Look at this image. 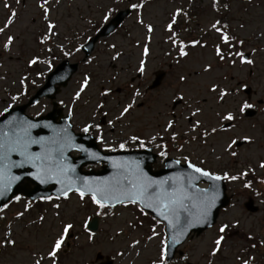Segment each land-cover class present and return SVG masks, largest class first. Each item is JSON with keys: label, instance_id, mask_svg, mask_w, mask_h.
<instances>
[{"label": "rangeland", "instance_id": "obj_1", "mask_svg": "<svg viewBox=\"0 0 264 264\" xmlns=\"http://www.w3.org/2000/svg\"><path fill=\"white\" fill-rule=\"evenodd\" d=\"M25 1V5L20 0L17 7H14L13 11L17 12L16 22L9 28L10 35L19 38L14 41V47L10 51L2 50L0 52V113L17 101H13L10 94L20 91L19 81L22 77H27L28 89L32 91L37 85H29V81L33 80L37 84L44 81L38 75V73H46L44 68L36 65L29 67L27 61L33 55H46V48L56 47L57 50L61 31L69 33V36L72 37L71 31L80 30L86 25L84 17L100 19L108 7L117 10L116 7L129 3L126 2L127 0L125 3L120 0H60V3L56 4L55 0H49V4L52 5L50 19L58 25V35L52 38L53 42L50 41L42 46L38 45L36 41L42 33L41 28L46 27L41 19V9L37 6L38 1L41 2V0ZM212 2L213 0H147L144 2L140 15L145 24L153 25L154 31L147 34L145 27L136 22L137 13L133 14L126 22L127 32L126 29H122L103 40L108 41L109 44H115L116 49L106 52L105 43L102 46L97 45L96 60L91 64L86 63L81 66L72 81L61 89L58 101L65 102L68 108L74 112L72 115L76 126L81 127L86 122L92 123L90 121H92L95 105L97 102H102L105 106L100 111L107 112L106 119L114 121V126H102L105 139L102 144L105 148L116 146L118 144L113 143H117L118 139L132 135H137L140 138L142 136L152 137L163 130V125L171 116L161 115L158 111L160 109L170 110L175 93L183 95L188 100L187 105H191L192 108L199 106L203 110L195 118L200 120L206 129L213 127L219 129L226 121L220 120L217 114L226 111L235 113L239 102L247 100V97L241 89L236 95H230L225 98L224 102H219L216 100V93L209 92L208 88L215 83L221 88L231 89L235 88L237 80H242L256 91L250 102L257 108V114L250 118L244 117V115L238 117L234 126L211 134L206 142L194 140L188 144L186 150L191 148L198 150V153L200 150H204L202 154H199L202 157H198L197 161H204L202 165L209 170L220 173L223 171L238 173L252 168L259 173H264V169L256 166L259 160L264 159V38H260V34L264 33V0L249 4L233 1L230 13L223 14L224 18L231 22L233 28L238 29L239 33L251 39L250 45H245V48L255 47L258 49L252 56L253 66L240 65L239 63L233 66L227 60L218 61L214 53V47L218 41L213 40L217 35L211 31V23L217 19L220 20V18L211 8ZM177 8L195 11L198 14L197 22L199 23L190 24L195 34L211 31L209 34L213 35V38L210 41H200L201 44L206 45L205 47H192L189 51L186 50L188 56H179L178 62L173 60V66L169 65L171 63L169 59L176 54L170 53L171 56L164 59L163 51L168 52L173 49L178 51V48L174 47L169 39L171 34L166 30V25ZM4 13H7V10L4 8L3 2L0 1V14ZM6 16L8 18L9 15L6 14L4 18ZM182 19L177 17L174 24L182 26V30L179 28L177 31L175 27L173 30L178 34L179 39L185 40L191 36H189L186 26L180 24L184 22ZM241 23L245 24L243 30L239 28ZM146 35L151 36L150 41L146 39ZM188 41L190 40H186L185 43ZM144 44L149 47L150 54L145 58L146 70L141 77L142 81L151 78L153 71L165 62L170 67V73L166 75L158 89L147 90L146 93L141 89L144 95L136 100V106L131 114L127 118L117 121L114 118L119 114L121 104L131 99L133 88L129 86V83L132 78L137 80L135 69H137ZM117 49L122 55L118 60L113 61L110 58ZM209 63L213 65V69L210 72H204L203 66ZM166 66H163V69H168ZM85 73L93 77L91 87L82 94L80 100L74 101L73 96ZM181 75L185 76L184 81H180ZM113 76L116 79L113 80ZM130 85L136 87V83H130ZM105 86L112 88L113 97L99 96V92ZM127 86L129 87L127 88ZM7 90L11 92L7 94ZM257 99H263V103L257 104ZM51 107V101L43 98L33 105L29 112L33 114L45 113ZM98 111L95 121L102 117ZM188 111L187 107H181L178 111L179 117L181 114L184 116L180 122L184 128L191 124L186 119ZM165 114L167 115V112ZM244 136L251 137L253 142L240 147L234 146L237 152L235 158L228 155L225 151L226 143L230 139L243 140ZM260 186L264 192V183H261ZM250 194L251 192L246 190L235 196L231 205L221 213L217 225L221 222L238 219L239 226L230 229L229 232L239 231V235L230 237L228 236L229 232L227 233V244L223 252L217 257L211 258V264H235V256L240 254L241 246L249 243L245 239L246 234L252 236L264 234V194L257 198L262 201V203H257L260 206V211L257 213H251L245 208L244 202ZM70 196L69 200L57 201L53 199L51 202L44 201L38 205H31L29 211L19 220L16 219V213L24 210L26 200L16 201L4 209L3 219H0V239L6 236L9 231L7 226L11 225L12 238L16 239L17 244L15 247L0 248V264H32L34 252L39 254L48 251L62 221H71L75 227L67 239V248L59 256V264H152L153 260L157 258L160 240L166 237L163 222L156 223L146 219L140 225L137 207L131 204L120 205L113 207L108 216L101 214L97 231H89L94 233L93 239L89 241L88 233L84 231L82 222L86 217L90 221L96 212L95 206L91 205L90 201L82 204L74 194ZM53 203L61 205L59 218L54 214ZM41 216L44 217L43 221L39 219ZM130 225H135V227L132 228ZM216 226L185 242L182 250L187 261L192 264H208L207 253L212 247ZM153 228L160 235L149 240L148 237L152 235L150 229ZM132 240H139L140 244L135 248L129 247ZM118 253H123V255H118ZM174 264L184 263L176 261Z\"/></svg>", "mask_w": 264, "mask_h": 264}, {"label": "snow or ice", "instance_id": "obj_2", "mask_svg": "<svg viewBox=\"0 0 264 264\" xmlns=\"http://www.w3.org/2000/svg\"><path fill=\"white\" fill-rule=\"evenodd\" d=\"M19 4L20 0H16ZM56 4L60 3V0H55ZM42 12V18L45 21L46 31L40 36L39 43L44 45L49 43L53 37L58 35V25L50 19V9L52 5L49 4V0H41L37 5ZM5 8L9 9L10 15L8 16L3 27H0V34L5 33V31L15 22L17 17V12L11 9V6L7 3L4 5ZM128 7L137 13L136 22L145 27L146 33L151 34L154 31L152 24H145L142 16L140 15V10L144 7L143 0L140 2H133L129 0ZM212 7L214 10L219 11V6L217 0H213ZM223 8L229 10V4L223 3ZM114 9L108 8L103 15V20L107 22L112 15ZM183 10L177 8L171 15L170 21L166 25V30L171 34L169 39L174 47L178 48V55L180 57L188 56V52L185 50L188 45H186L182 40H179L177 33L173 30L174 24L176 23L177 16L181 15ZM91 23V21H89ZM239 28L243 30L245 24L241 23ZM211 30L218 35V43L214 47V53L220 62L227 60L230 64L235 66L237 63L240 65L253 66L254 60L252 56L258 51L257 48L253 47L251 49H246L245 45L250 43L249 40L236 36L229 31L228 24H222L219 19L211 23ZM260 38H264V33L260 34ZM18 39L13 35H7L2 47L5 52L11 50L14 41ZM147 40H151L150 35H146ZM191 47H205L206 45L201 44L197 39H192L189 42ZM61 51H63V46L61 45ZM83 45L75 47L74 51H79ZM109 48L115 50L116 45L110 44ZM46 51L51 52V48H47ZM150 54L149 47L147 44L142 46L141 58L138 63L137 72L143 74L146 70V57ZM64 56H71L72 52L63 51ZM121 53L116 50L113 55H111V60L116 61L121 57ZM38 63H44L49 68H51V63L48 60H40L39 56H33L27 61V65L32 67ZM85 63H90L86 60ZM213 69L212 64H205L203 66L204 72H210ZM41 73H38L40 75ZM112 79H116L115 76ZM180 81H184L185 76L181 75L179 77ZM27 77H22L19 81L21 85H25ZM93 77L85 73L79 82L78 89L75 91L73 100H80L82 94H84L87 89L91 87ZM247 84L238 85L235 88L224 89L219 85L213 83L209 86L208 91L216 93V100L219 102H224L225 98L228 96L236 95L242 88H246ZM112 93L111 87H105L99 92L100 97H108ZM23 94V93H21ZM144 93L141 92L140 87L133 86L131 99L126 103H122L120 106L119 114L114 118L117 121L127 118L136 106V100L142 97ZM13 101L17 100V96H12ZM173 99L176 103L185 104L189 109L188 116L192 127L191 131L196 132L198 128L201 127V121L194 119L202 113V109L197 106L192 108L191 105H187L185 97L183 95L173 94ZM63 103V101H60ZM104 103L97 102L94 108L92 123H85L82 131L84 133H89L93 128L99 133L101 129L100 123L95 121V115L97 110H102L104 108ZM255 108L253 103L248 100H241L235 111H226L224 113H218L219 119L222 121H236L238 117L243 116L247 110ZM5 112L8 111L6 108ZM71 114V113H70ZM99 115L107 117L108 113L104 111H99ZM9 126L7 130H0V197H3L6 192L11 191L12 185L17 181L21 180V176L13 174V169L24 168L25 166H30L34 171L27 172L26 175L31 176L34 180L38 181L40 184H47L54 181L55 183L61 185L59 189V194L54 198L52 196H40L37 199L42 201L51 202L53 199L59 201L61 198L64 200H69L71 198L70 194H74L78 197L79 201L83 204L86 201H90L91 205L95 206L96 215L103 214L108 216L110 210L115 207V205L127 206L129 204L134 205L139 208L142 214H146V209H151L156 213L157 217H160L169 229L174 231L172 237L173 244H180L182 237L191 227H195L198 224L207 223L208 218L211 214V210L216 206V201L218 199L219 193L217 191V186L215 182L221 180H244L245 177L253 172L254 169L247 168L244 171H240L235 175H230L229 172L224 171L223 174H217L216 172L206 170L204 167L197 166V164L189 161L188 157H185V163L187 167L192 170V173L196 175H188L185 177L183 174H177L175 176H169L161 180L154 179L147 175L140 167L139 162H129L127 160H110L111 166L115 169V173L111 177L103 179H79V183L76 180L70 178L71 173L75 169L66 163L64 157V151L66 148L75 147L78 151L90 155L93 159H100L96 153H90L87 148L83 145H74L73 138L68 134L67 127L60 129H53V137L44 136H33L31 130L39 127L37 123H33L30 120H13L8 122ZM109 126H114L113 120L107 121ZM175 121L169 119L163 125L164 131L169 132L174 128ZM45 127L52 128L51 124L44 125ZM70 127V125L68 126ZM226 130L224 125H221L219 129L216 127L211 128V131L205 129L203 132L199 133L201 139H206L209 134H215L218 131ZM162 139V137L152 136L148 143H152L157 139ZM170 138L175 141L177 134L175 131L170 132ZM97 139L104 142L103 137L98 135ZM132 142L138 143L140 147H145V142L137 135H132L129 137ZM191 140H196L197 136L190 137ZM243 140L246 143H252V139L249 136H244ZM236 139H230L225 145V151L231 157H236L237 152L234 146L237 145ZM33 145H37L40 151L33 152L31 148ZM120 149H125V143H120ZM160 147L164 149L166 146L161 144ZM115 150V149H110ZM19 157L18 160L12 159L13 155ZM162 157L167 156V152L162 150L160 152ZM105 159H110L105 157ZM180 163V161H176ZM204 161H200L202 165ZM258 168L264 169V159L257 162ZM206 178L212 181L213 184L210 188L206 189H195L193 188V180ZM244 188H251L252 182L250 180L244 182ZM13 199L17 202L21 201L22 197L16 195ZM31 201L25 203L24 210L22 212L16 213V219L22 218L25 213H27L31 207ZM8 207L7 204L0 207V212ZM52 208L54 209V214L59 218L60 216V203H53ZM0 219H3L0 216ZM43 221L44 217H39ZM159 222V221H158ZM240 221L234 220L231 222H221L216 226V235L212 240V247L209 249L207 256L209 258L208 264H211V258L217 257L221 254L227 244L226 236L230 229L237 228ZM9 231L3 239H0V248H7L8 246L15 247L17 244L16 239L12 238L11 225L7 226ZM75 225L71 221H62L59 231L56 233L55 237L52 239L49 249L46 253H35L33 254L32 264H58L59 256L62 251L67 248V239L70 236L71 231L74 229ZM82 227L84 231L88 233V240L91 241L94 237V233L89 232L88 218L86 217L82 222ZM134 228L135 225H130ZM178 228V230H177ZM152 235L148 237L151 240L153 237L160 235L155 231V229H150ZM245 239L249 242L247 247L241 246L240 254L235 256V264H256V257L252 254L253 251L258 248H264V239L257 240L256 237L251 234H246ZM140 244L139 240H132L129 247L135 248ZM169 244L167 243V238L160 240V250L157 258L153 260L152 264H170ZM118 255H123V253H118ZM187 260V257H185Z\"/></svg>", "mask_w": 264, "mask_h": 264}, {"label": "water", "instance_id": "obj_3", "mask_svg": "<svg viewBox=\"0 0 264 264\" xmlns=\"http://www.w3.org/2000/svg\"><path fill=\"white\" fill-rule=\"evenodd\" d=\"M53 136H54V134L50 133L49 136L45 135L44 137H53ZM65 151H66V149H65ZM113 160H121V158L113 159ZM66 163L75 169V171L73 173H71L70 178L73 180H76L77 183H79V179H82V178H88V179L92 180V179H98V178L103 179V178L111 177V176H113V174L116 171L115 169H113V167H109L108 169H105L102 172H91L93 174H85L84 172L82 173V172H80V170H78V168H77L78 166L76 165V163L67 162V161H66ZM32 171H34V170L32 169ZM95 173H98V174H95ZM179 174H182V173H179ZM192 175L194 176L195 174L192 173ZM29 179L34 180L31 176H29ZM34 181L37 183V185L34 188H29L27 185L26 186L20 185V181H17L15 184L12 185L11 191L6 192L3 197H0V204L3 203L5 200H7L9 195L14 194V193L19 192V191H22L25 194L32 196V197L35 195H38V194L48 195V194L53 193V192H58V194H59V189H60L61 185L55 183L54 181L49 182L47 184H40L38 181H36V180H34ZM193 182H196V180H193ZM48 184H52V186L50 188H48L47 187ZM217 211L215 212V214H217ZM96 222H97V219H94L90 223V227L95 229L96 228ZM169 231H170V229H169Z\"/></svg>", "mask_w": 264, "mask_h": 264}, {"label": "flooded vegetation", "instance_id": "obj_4", "mask_svg": "<svg viewBox=\"0 0 264 264\" xmlns=\"http://www.w3.org/2000/svg\"><path fill=\"white\" fill-rule=\"evenodd\" d=\"M176 131H177V130H176ZM179 133L181 134L180 131H179ZM178 137H179V138H182L181 135H179ZM170 139H171V138H170ZM156 144H157L156 149H157V151H158L159 154H160V152H161L162 150L167 151V150H171V149H177V147H178L176 144H175V145H172V144H170V143H168V142H166V143L164 144L160 139H158V142H156ZM161 144L165 145L166 147H165L164 149H162V148L160 147ZM162 163H163V161H162V156L160 155V158H158V159H157V162L154 164L155 168H156V169L161 168V167H162Z\"/></svg>", "mask_w": 264, "mask_h": 264}]
</instances>
